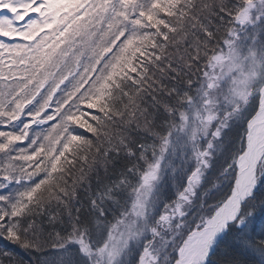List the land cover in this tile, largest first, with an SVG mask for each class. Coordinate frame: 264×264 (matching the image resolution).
<instances>
[{"label": "snow or ice", "instance_id": "6c2138e0", "mask_svg": "<svg viewBox=\"0 0 264 264\" xmlns=\"http://www.w3.org/2000/svg\"><path fill=\"white\" fill-rule=\"evenodd\" d=\"M0 264H264V0H0Z\"/></svg>", "mask_w": 264, "mask_h": 264}, {"label": "trees", "instance_id": "16d2710c", "mask_svg": "<svg viewBox=\"0 0 264 264\" xmlns=\"http://www.w3.org/2000/svg\"><path fill=\"white\" fill-rule=\"evenodd\" d=\"M5 244L3 242H0V247H4Z\"/></svg>", "mask_w": 264, "mask_h": 264}]
</instances>
